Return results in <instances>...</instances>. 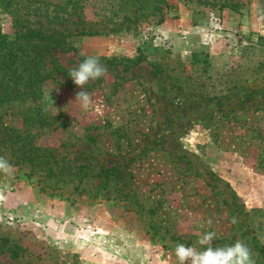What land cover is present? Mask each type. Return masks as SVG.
<instances>
[{
  "label": "rangeland",
  "instance_id": "obj_1",
  "mask_svg": "<svg viewBox=\"0 0 264 264\" xmlns=\"http://www.w3.org/2000/svg\"><path fill=\"white\" fill-rule=\"evenodd\" d=\"M222 1H68L93 34L63 37L75 50L51 49L41 72H64L0 108L13 166L0 172V264H178L176 245L209 231L264 264V0ZM10 22L0 12L9 39ZM89 55L107 72L83 109L69 72Z\"/></svg>",
  "mask_w": 264,
  "mask_h": 264
},
{
  "label": "trees",
  "instance_id": "obj_2",
  "mask_svg": "<svg viewBox=\"0 0 264 264\" xmlns=\"http://www.w3.org/2000/svg\"><path fill=\"white\" fill-rule=\"evenodd\" d=\"M68 1L70 0L60 5H50L51 9L49 10L48 4L50 3H45V0H0V12L10 17L12 27L11 39H9V36L5 38L0 35V48L5 49V44L8 48H12L8 49L6 54L0 53V108L3 105H6L5 109H7L13 105L22 104L27 97L36 96L39 84L47 78L51 71L64 72L54 60L48 61L52 64L49 72L45 74L41 72L43 59L46 60L51 49L75 50L73 47L63 46V37H80L93 34L89 30L76 29L71 20L76 19L81 23L82 19L80 13L76 11V2ZM65 4L71 5V10H65L63 6ZM232 5L228 0H223L220 7ZM61 11L63 13L59 14L58 12ZM138 16L139 13L132 15L131 21L128 22H135ZM30 17H43L47 23L52 24L53 27L59 26V28L50 33L44 32L39 27L32 28L33 23L29 20ZM70 17L71 19H69ZM66 23L68 25L63 28ZM69 23L75 26L74 30L76 31L73 35L70 32ZM137 63H139V59L136 60ZM33 119L35 118L30 119L29 126L33 124ZM25 126L28 130L27 124ZM20 146L23 147V145ZM23 150L22 152L25 151ZM38 150V148L28 147L26 151L31 153L22 155L20 160L27 161L29 166L32 167L35 158L34 152Z\"/></svg>",
  "mask_w": 264,
  "mask_h": 264
},
{
  "label": "clouds",
  "instance_id": "obj_3",
  "mask_svg": "<svg viewBox=\"0 0 264 264\" xmlns=\"http://www.w3.org/2000/svg\"><path fill=\"white\" fill-rule=\"evenodd\" d=\"M107 68L100 62L98 56H86L82 63L70 69L69 77L74 84L82 89L76 94L75 102H79L83 109L91 106L92 98L86 91L85 85L103 77ZM11 163L4 156H0V172L10 174ZM209 225L212 223L208 221ZM232 224L237 223V219H231ZM216 238V233L209 231L201 235L195 244H177L175 256L178 264H255L251 249L241 241L222 247H213L212 242ZM199 245V247H197Z\"/></svg>",
  "mask_w": 264,
  "mask_h": 264
}]
</instances>
